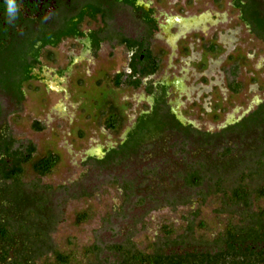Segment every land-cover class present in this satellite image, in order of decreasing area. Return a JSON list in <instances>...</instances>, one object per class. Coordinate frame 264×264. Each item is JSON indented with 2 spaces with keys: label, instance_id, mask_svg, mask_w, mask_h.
Segmentation results:
<instances>
[{
  "label": "rangeland",
  "instance_id": "374dc122",
  "mask_svg": "<svg viewBox=\"0 0 264 264\" xmlns=\"http://www.w3.org/2000/svg\"><path fill=\"white\" fill-rule=\"evenodd\" d=\"M232 15L235 17L236 11ZM237 31L234 29L230 42L234 45L237 37H245L246 52L252 57L241 63L242 69L233 77L234 85L241 83L236 93L221 90L225 85L219 73L211 76L221 83V89L212 93L214 103L220 93H224L227 100L218 119H213L215 112H209L213 105L206 95L194 104L189 103L198 92L191 72L186 74L185 95L189 100L183 96L178 99L179 111L185 107L186 119L202 128H212L213 133L227 122L233 123V134L228 138L215 137L201 144L159 141L158 146L166 151L162 158H153L146 151L114 164L96 161L95 158L103 157L121 142L122 130L113 131L106 125L112 110L105 100H114L126 122L127 115L132 116L146 106L148 98L143 87L135 91L116 90L115 94L107 87L93 88L83 95L86 100L97 102L89 103L84 109L76 108V97L65 100L58 96L54 99L56 103L45 107L34 98L35 94H29L30 99L20 112L10 116L9 125L18 142L29 141L36 146L31 161L23 165L20 195L32 200L33 209L41 211L44 207L43 212H38L36 218L22 217L12 222L32 228L36 221L41 227V219L50 220L47 227L43 224L47 239L41 244L43 255L38 262H55L54 248L62 253H74L73 264H89L100 258L111 264L115 253L106 247L109 244L130 245L149 252L153 243L166 237L164 226L175 230L173 237L188 233L206 244L224 232L230 221L238 223L243 219V207L225 204V193L242 183L250 190L264 185V43L246 42L248 36L244 29ZM107 64L103 60V65ZM261 64L263 67L258 69ZM87 82L89 87L91 82ZM124 98L128 101L126 106L117 104ZM259 111L261 118L257 120L254 116ZM34 117L51 122L43 130L34 129L31 123ZM246 118L252 120V124L244 129V137L237 136L236 124ZM248 125L244 123V127ZM229 146L233 150L225 155V148ZM49 153L57 156L58 163L47 175L36 173L32 163ZM191 171L206 178L199 187L187 189L182 180ZM218 181L220 186L216 184ZM175 194L180 196L176 202L171 198ZM14 198L11 196L10 202L5 201L8 209L17 208ZM258 206L264 208V197L251 209L256 211ZM84 211L89 218L78 223L77 215ZM189 226L190 232L187 231ZM95 245L102 249L99 255L87 251Z\"/></svg>",
  "mask_w": 264,
  "mask_h": 264
},
{
  "label": "flooded vegetation",
  "instance_id": "af4514ba",
  "mask_svg": "<svg viewBox=\"0 0 264 264\" xmlns=\"http://www.w3.org/2000/svg\"><path fill=\"white\" fill-rule=\"evenodd\" d=\"M17 6L16 18L9 23L5 0H0L1 157L6 155L12 139L13 151L28 154L29 141L18 142L9 118L20 112L29 94H35L34 98L45 107H51L58 96L65 100L76 97V108L84 109L97 102L83 95L93 88L107 87L115 94L116 90L143 87L148 98L142 110L127 115L126 122L123 119L119 145L95 158L105 165L131 160L146 151L153 158H162L166 151L158 146L159 141L201 144L215 137L232 136L231 122L213 133L212 128H202L186 119L185 107L179 111L178 99H188L186 74L191 72L198 92L189 103L206 95L213 105L209 112H215L213 119H218L227 100L220 93L214 103L212 95L221 89V83L211 76L219 73L225 85L221 90L236 93L233 77L242 69L241 63L252 56L246 52L245 37H237L234 45L230 40L234 29H244L246 42L264 43V0H17ZM103 60L108 62L106 66ZM87 80L91 82L89 87ZM105 101L107 107L119 113L113 99ZM127 103L124 98L117 104ZM49 122L40 117L31 119L34 129L35 125L46 126ZM244 122L249 125L238 127ZM251 124L249 118L240 120L236 135L244 137V129ZM195 172L183 177L184 188H191L186 178ZM171 198L176 202L180 196ZM155 246L150 251L160 246L167 254L193 253L202 248L191 240L176 246L165 245L162 240Z\"/></svg>",
  "mask_w": 264,
  "mask_h": 264
},
{
  "label": "trees",
  "instance_id": "16d2710c",
  "mask_svg": "<svg viewBox=\"0 0 264 264\" xmlns=\"http://www.w3.org/2000/svg\"><path fill=\"white\" fill-rule=\"evenodd\" d=\"M136 85H139V80ZM233 88L236 92L239 91L240 84L234 85ZM114 111L115 113H113ZM254 117L259 120L261 118L260 111ZM123 119V115H119L116 110H112L106 125L108 128L118 131L123 125ZM244 123L238 125V127H244ZM35 128L41 130L44 126L35 125ZM14 142L15 140H10L6 155L0 156V264H73L74 253H62L54 248L52 251L55 262H38L40 256L43 255L40 249L41 244L45 243L44 241L47 239L43 224H46L47 227L50 220L39 219L42 223L41 227L38 226L36 221L32 224V228H28L24 224L16 226L12 222L13 219L18 220L22 217L26 220L36 218L38 212H43L42 209L44 208L42 207L41 211L33 209L30 205L32 200L28 197L25 200L20 195L22 191L21 179L24 173L23 165L25 162L31 161L36 146L29 142L28 154L26 155L21 150L13 151ZM225 150L224 154L226 155L233 148L229 146ZM57 163V156L49 153L45 157L35 160L32 166L36 173L47 175ZM204 177L195 172L192 177L186 178V182L192 188L201 185ZM216 184L220 186L219 181ZM225 195L227 199L225 204L243 207V219L239 220L238 223L230 221L226 230L213 241L202 244L188 233L175 238L172 236L175 230L164 226L166 237L163 238V243L165 245L176 246L179 243L191 240L194 244L199 243L202 245V248L194 249L193 253L180 254L179 252H172L167 254V251L161 249L160 246L154 251L145 252L130 245L109 244L106 247L109 250H114L115 253V261L111 264H260L264 262V208L258 206L256 211L251 209L254 204L253 199L257 202L264 197V185L255 190H250L242 183L230 192H226ZM11 196H14V201L17 200L18 202L15 210L14 207L8 209L5 202L6 200L10 202ZM88 218V212H81L77 215V222H83ZM187 231H191L190 226ZM155 245L156 243H153L152 248L156 247ZM101 250L99 246L95 245L88 248L87 251L99 255ZM89 264H107V260L95 259L89 261Z\"/></svg>",
  "mask_w": 264,
  "mask_h": 264
},
{
  "label": "clouds",
  "instance_id": "9594fccd",
  "mask_svg": "<svg viewBox=\"0 0 264 264\" xmlns=\"http://www.w3.org/2000/svg\"><path fill=\"white\" fill-rule=\"evenodd\" d=\"M6 4V17L9 23H12L18 13L17 0H5Z\"/></svg>",
  "mask_w": 264,
  "mask_h": 264
}]
</instances>
